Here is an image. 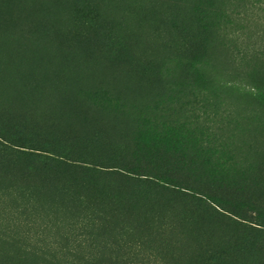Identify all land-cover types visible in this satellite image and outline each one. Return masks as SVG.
Instances as JSON below:
<instances>
[{"label":"rangeland","instance_id":"1","mask_svg":"<svg viewBox=\"0 0 264 264\" xmlns=\"http://www.w3.org/2000/svg\"><path fill=\"white\" fill-rule=\"evenodd\" d=\"M217 1L0 0V264H264V0Z\"/></svg>","mask_w":264,"mask_h":264},{"label":"trees","instance_id":"2","mask_svg":"<svg viewBox=\"0 0 264 264\" xmlns=\"http://www.w3.org/2000/svg\"><path fill=\"white\" fill-rule=\"evenodd\" d=\"M231 3H235L238 0H229ZM217 3V4H216ZM220 4L219 9L214 10L213 7H216ZM210 7L209 9H207L204 13H202V15H200L201 17H199V20L203 23V27L207 30H209V32H215L217 33L218 36H224V34L221 32V25L223 24L221 21H227L229 20V18H227V14H226V8L222 9V1H217L213 4V2L209 3ZM225 16L226 18L221 19V17ZM226 23V22H224ZM208 38V37H207ZM203 50L200 51V53L195 54V56L192 58L195 61H191V63L189 64L191 68H194V70L197 72V76H199V78H205L206 73L204 72L202 65L199 63L200 59H201V54H202ZM197 61V62H196ZM199 63V65H198ZM168 73H170V70L168 69ZM209 77V76H208ZM207 78V77H206ZM249 90L251 91V94L257 95L259 100H263L264 101V87L263 86H257V85H250L249 86ZM46 149H37L39 152H35L36 154H34L35 156H39L43 159L49 160L53 155L57 156L58 154L54 153L55 151H53V149H51L50 147H45ZM28 150H22L21 149V153H23L24 155H28L31 153H27ZM32 155V154H31Z\"/></svg>","mask_w":264,"mask_h":264}]
</instances>
